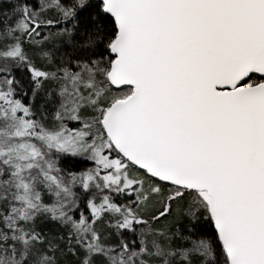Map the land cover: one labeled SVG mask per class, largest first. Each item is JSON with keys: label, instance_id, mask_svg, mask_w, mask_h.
Returning a JSON list of instances; mask_svg holds the SVG:
<instances>
[{"label": "snow or ice", "instance_id": "1", "mask_svg": "<svg viewBox=\"0 0 264 264\" xmlns=\"http://www.w3.org/2000/svg\"><path fill=\"white\" fill-rule=\"evenodd\" d=\"M0 264H264V0H0Z\"/></svg>", "mask_w": 264, "mask_h": 264}]
</instances>
